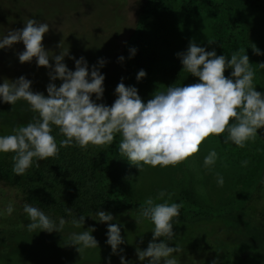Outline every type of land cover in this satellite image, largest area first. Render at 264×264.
Segmentation results:
<instances>
[{
	"label": "clouds",
	"instance_id": "9594fccd",
	"mask_svg": "<svg viewBox=\"0 0 264 264\" xmlns=\"http://www.w3.org/2000/svg\"><path fill=\"white\" fill-rule=\"evenodd\" d=\"M49 32V25L36 19H27L21 29L10 30L0 38V49L11 48L22 43L24 51L18 53L21 64L36 60L37 67L51 69L48 73L47 95L31 90V81L21 76L14 81L4 79L0 83V101L14 105L18 101L27 102L29 110L35 115L26 126H18L13 134L0 136V153H14L12 171L16 176H23L32 167L34 160L43 161L58 155L60 148L74 143L82 150L89 145L104 146L114 141L115 134L122 137L119 152L126 157L139 172L144 166L152 168L176 167L190 157L198 154L200 146L211 136L221 137L225 133L224 143L231 142L244 148L248 141L255 140L258 131L264 129V93L256 90L253 83L255 72L251 67L245 49L231 54L217 55L216 51H206L190 41L185 52L177 53L182 70L198 79V83L186 86H169L167 91L156 93L146 103L138 95L135 87H126L121 80L115 88L116 99L111 106L97 103L102 100L105 77L97 66L89 71L86 60L75 59V70H69L63 63L68 50L51 56L43 46V38ZM209 44L214 42L209 41ZM59 47V45L57 46ZM131 49V55L135 54ZM253 53L261 55L253 45ZM119 57V61H123ZM54 61V67L50 65ZM106 61H98L103 67ZM258 67L264 69V63ZM231 69V75L225 72ZM146 73L141 70L137 81ZM61 81L59 87L53 81ZM95 96V100L92 97ZM53 126L58 128L64 138L59 146L52 135ZM218 159L213 149L205 156L203 167L211 170ZM244 161V166L247 165ZM37 167L39 164L37 163ZM218 186H223L224 178L216 174ZM166 195L160 191L156 197L162 200ZM182 205L156 203L152 197L144 201L136 223L148 220L153 225L152 238L143 250L137 246L135 254L139 261L147 264H179L173 253L182 249L177 245L169 246L175 233L173 218L180 215ZM14 205L9 202L3 214L11 216ZM27 214L29 232L36 230L47 233L60 232L66 223L59 219L57 225L41 209L29 203L23 205ZM69 215H73L68 208ZM100 223L108 225L106 243L111 248L110 255H120V264L126 262L119 246L125 243L121 236V225L113 223L111 213L98 211ZM85 217H73L71 224L83 228ZM96 229L89 227L70 236L69 246H74L80 257L85 250L98 248V241L92 235ZM164 238V239H161ZM143 244V238L139 241ZM110 264V257L106 261ZM211 264H218L216 259Z\"/></svg>",
	"mask_w": 264,
	"mask_h": 264
},
{
	"label": "rangeland",
	"instance_id": "374dc122",
	"mask_svg": "<svg viewBox=\"0 0 264 264\" xmlns=\"http://www.w3.org/2000/svg\"><path fill=\"white\" fill-rule=\"evenodd\" d=\"M22 1L24 5H20L17 0H8L9 4H5L6 0H0V38H3L10 30L21 29L27 19L34 17L37 20L38 16L40 18L51 15L56 8L63 9L62 4L67 1L68 8L71 5L76 12L61 13L40 21L49 25V32L45 34L42 41L43 46L50 57L68 50V56H65L63 63L69 70H75V59L81 57L86 60L89 71L94 65L97 66L100 74L105 77L103 97L97 103H104L107 106H111L116 99L115 88L122 80L124 59L121 62L119 57L124 58L123 50L126 52L129 63L137 67L128 87H135L145 103L154 94L166 92L169 86L198 83L197 78L182 70L177 53L185 52L190 41L204 47L206 51H212L213 48L208 43L211 41V31L214 23L221 20L219 16H212L211 11L202 6L195 7L191 15H188V12L182 16L179 12L167 15H159L156 12L133 33L136 29L134 25L137 21L138 3L141 0H112L115 3L113 5L111 0H44L45 7L33 9L36 12L33 14L32 0ZM77 1L83 4L74 6ZM33 2H39L41 5L40 0ZM46 3H49L48 6ZM174 5L178 6V4ZM121 6H123V16L118 15ZM3 9L9 12L8 16ZM81 9L88 13L85 14L84 11H80ZM131 49L136 50L134 55H131ZM23 51L22 43H17L11 48L0 49V83H3L4 79L14 81L23 76L32 82L33 92L47 95L46 86L50 82L48 73L51 69L37 67L35 59L30 63L21 64L18 53ZM216 54L219 56V53L216 52ZM69 56L75 59H69ZM101 59L106 61L103 67L98 65ZM50 65L54 67L53 60H50ZM141 70L146 75L137 81V74ZM225 75H231L230 69L225 72ZM53 83L59 87L61 81L57 80ZM92 99L95 100V96ZM34 115L29 110L27 102L23 100L14 105L0 101V136L13 134L14 128L27 124ZM226 135L227 133L221 137H209L200 146L198 154L176 167L169 166L162 169L144 166L139 172L126 160V157L120 154L119 144L122 137L117 133L113 150L109 151L104 158L107 171L104 190L110 195L119 197L121 202L135 201L144 205V201L152 197L156 203L167 200L169 203L218 210L217 199L225 193H231L234 185L232 180L250 172L251 163L254 161L249 163L250 156L255 152L256 147L254 143L264 147V133L259 130L255 140L248 141L244 147L251 145L248 156L238 159V163H233L229 161L231 154H226L225 151L227 148H233L234 144L224 143ZM244 148L237 147L234 153H239ZM213 149L217 152L218 159L215 166L208 170L203 167V160ZM244 161L248 162L246 166L243 164ZM217 173L224 178L223 186L217 185ZM160 191H165L168 195L162 200H157L156 197ZM16 194L17 191L13 192V196ZM15 202L17 205L21 203L16 197ZM130 219L113 220V223L121 225V236L125 240V243L119 247L123 249L122 254L126 262L145 264L146 260L139 261L135 251L137 246L141 250L147 247L152 233L140 232ZM104 225L106 232L104 229H99L92 233L98 241V248L85 250L82 257L74 246H69L70 236L88 228L71 229L64 226L59 233L39 231L32 235L31 232L25 239L26 242L21 238L18 239L20 242L18 244L11 246L0 244V264H106L109 257L110 264H120V255H110L111 248L106 243L108 225ZM143 229H145L144 226ZM209 237L210 235L201 241L205 249V252L201 254L211 264L214 257H207L209 255L207 249L209 245H215V238ZM141 238H143V244L139 243ZM216 260L219 261V259Z\"/></svg>",
	"mask_w": 264,
	"mask_h": 264
},
{
	"label": "trees",
	"instance_id": "16d2710c",
	"mask_svg": "<svg viewBox=\"0 0 264 264\" xmlns=\"http://www.w3.org/2000/svg\"><path fill=\"white\" fill-rule=\"evenodd\" d=\"M7 1L5 4H9ZM17 1L24 5L22 0ZM33 1L32 14L36 13L33 9L45 7L44 0H40L41 5ZM46 4L48 6L49 3ZM80 4L83 3L77 1L74 6ZM113 4L115 3L111 0V5ZM67 5L66 1L62 4L63 9L56 8L51 15L40 18L38 16L37 21L50 19L61 13L76 12L74 7L70 5L68 8ZM138 5L137 21L134 25L136 29L133 33L156 12L159 15L179 12L182 16L186 12L191 15L197 6L209 9L212 16H219L221 19L214 23L211 31V41L214 42L211 44L212 48L227 58H230L233 52L245 49L255 72L253 83L256 90L264 93V69L258 67L259 63H264V0H141ZM122 10L123 6L118 15L123 16ZM3 11L6 16L9 15L5 9ZM80 11L88 13L84 9ZM253 45L260 50L261 55L253 53ZM123 55L122 80L128 87L137 67L129 63L124 50ZM262 131L264 133V129ZM52 135L59 146V141L64 137L55 126ZM115 144V137L110 145H89L87 150H82L74 143L70 147L60 148L55 157L43 161L34 160L32 167L23 176H16L12 171L14 153H0V244H18V239L23 238L24 241L31 234L26 228L30 221L23 212L25 203L41 209L57 225L59 219L64 218L68 222L65 226L71 229L75 228L71 224L73 217L79 218L83 215V228L94 227L106 232V226L100 223L96 216L98 211H104L111 213L114 220L126 221L131 218L134 227H138L140 232L152 233L153 225L150 221L142 220L136 223L144 206L142 203L121 202L119 197L104 190L107 178L104 158L113 150ZM254 144L256 147L250 156L249 163L254 160L250 172L232 180L234 185L231 193L221 194L217 199L218 210L180 203V215L173 218L175 235L168 241L169 246L178 245L182 249L180 253H173L178 262L209 264L207 258L202 257L201 253H204L205 249L201 241L210 235L215 238V245L208 246L207 257L219 259L218 264H264V147ZM250 148L251 145L239 153H234L237 150L234 145L225 152L231 154L230 162L238 163V159L248 156ZM15 191L17 194L13 196ZM15 197L21 202L20 205L15 202ZM9 202L14 205L11 216L3 214ZM68 208L72 209L73 215L68 214ZM39 231L38 229L32 232V235Z\"/></svg>",
	"mask_w": 264,
	"mask_h": 264
}]
</instances>
